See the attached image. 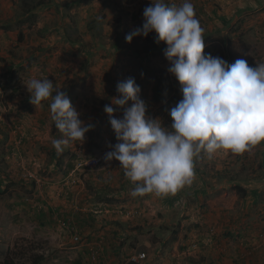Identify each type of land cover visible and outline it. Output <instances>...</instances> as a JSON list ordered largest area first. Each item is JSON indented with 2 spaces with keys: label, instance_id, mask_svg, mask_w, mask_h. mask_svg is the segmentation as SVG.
I'll return each mask as SVG.
<instances>
[{
  "label": "rangeland",
  "instance_id": "1",
  "mask_svg": "<svg viewBox=\"0 0 264 264\" xmlns=\"http://www.w3.org/2000/svg\"><path fill=\"white\" fill-rule=\"evenodd\" d=\"M21 1L0 0V264H33L35 254L39 264H264V142L242 154L202 150L192 183L162 197H133L119 162L104 159L118 142L105 106L123 117L112 103L119 82L134 78L146 117L166 128L183 99L166 44L154 32L125 39L151 0H48L31 18ZM190 2L205 54L264 63V0ZM31 78L52 81L93 125L82 144L57 154L63 135L51 100L30 102Z\"/></svg>",
  "mask_w": 264,
  "mask_h": 264
},
{
  "label": "clouds",
  "instance_id": "2",
  "mask_svg": "<svg viewBox=\"0 0 264 264\" xmlns=\"http://www.w3.org/2000/svg\"><path fill=\"white\" fill-rule=\"evenodd\" d=\"M143 17L142 27L125 39L131 43L134 37L154 32L155 42L166 44L168 71L179 82L183 99L170 110L172 123L166 128L159 119L146 117L147 105L134 78L119 82L120 95L112 103L124 109L123 117L115 118L114 108L105 106L118 142L104 159L119 162L134 184L133 197H162L192 183L194 158L202 150L211 158L218 150L242 154L264 142V63L251 67L237 59L229 65L205 54L203 28L190 0L180 5L151 0ZM24 85L35 107L51 100V120L63 135L52 141L58 155L70 142H84L93 125L79 118L65 92L56 89L53 95L54 84L48 78H31Z\"/></svg>",
  "mask_w": 264,
  "mask_h": 264
},
{
  "label": "trees",
  "instance_id": "3",
  "mask_svg": "<svg viewBox=\"0 0 264 264\" xmlns=\"http://www.w3.org/2000/svg\"><path fill=\"white\" fill-rule=\"evenodd\" d=\"M29 4H32L31 6L28 5ZM49 3L48 0H35V1H32V0H22L21 1V4L24 5L25 7V11L23 12L24 15H27L29 16V18H31L32 16H35L37 17V15L35 13H32L34 9H36L38 6H41L42 4H47ZM20 23H22V20L20 21ZM10 27H12V24L10 25ZM22 36V34H21ZM153 37V33H149V35L147 37H145L147 40H151ZM229 65L233 64L235 62L234 58L233 57H230V59L227 61L225 60ZM61 160H63V158H61ZM32 259H33V264H39L42 260H43V257L42 255H33L32 256ZM5 264H20L18 262L15 261V259L12 257V258H9L7 257L5 259Z\"/></svg>",
  "mask_w": 264,
  "mask_h": 264
},
{
  "label": "built area",
  "instance_id": "4",
  "mask_svg": "<svg viewBox=\"0 0 264 264\" xmlns=\"http://www.w3.org/2000/svg\"><path fill=\"white\" fill-rule=\"evenodd\" d=\"M99 160H100L99 158H95L90 163H91V165L96 166L99 163ZM139 257L140 258H144L145 257V253L140 254Z\"/></svg>",
  "mask_w": 264,
  "mask_h": 264
}]
</instances>
